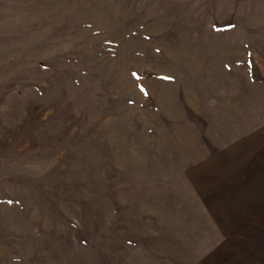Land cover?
Returning a JSON list of instances; mask_svg holds the SVG:
<instances>
[{"label":"rangeland","instance_id":"rangeland-1","mask_svg":"<svg viewBox=\"0 0 264 264\" xmlns=\"http://www.w3.org/2000/svg\"><path fill=\"white\" fill-rule=\"evenodd\" d=\"M0 264H264V0H0Z\"/></svg>","mask_w":264,"mask_h":264}]
</instances>
